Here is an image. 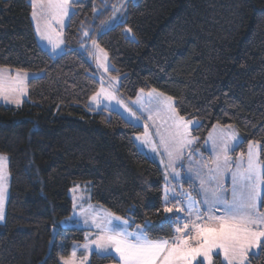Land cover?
<instances>
[{"label": "trees", "instance_id": "16d2710c", "mask_svg": "<svg viewBox=\"0 0 264 264\" xmlns=\"http://www.w3.org/2000/svg\"><path fill=\"white\" fill-rule=\"evenodd\" d=\"M122 2H72L65 52L52 55L39 44L31 0H0V67L32 74L21 105L0 104V152L11 175L0 264H60L85 241V229L61 224L80 183L150 238L173 235L163 171L135 142L144 127L89 106L101 86L95 47L106 51L123 99L151 90L172 97L180 116L198 120L192 135L203 150L216 125L234 126L243 137L235 153L257 142L264 165V0H130L124 21L106 29ZM248 261L264 264V242ZM117 263L95 252L90 260ZM214 264L225 263L218 255Z\"/></svg>", "mask_w": 264, "mask_h": 264}, {"label": "snow or ice", "instance_id": "6c2138e0", "mask_svg": "<svg viewBox=\"0 0 264 264\" xmlns=\"http://www.w3.org/2000/svg\"><path fill=\"white\" fill-rule=\"evenodd\" d=\"M76 2L79 3L80 0ZM40 4L41 16L62 22L63 18L69 15L72 0H40ZM36 15L34 11L33 16ZM37 31L40 29L38 28ZM40 35L51 45L52 55H59L62 51L60 48L62 41L54 42L47 30L40 32ZM17 83L19 81H11L0 73V96L7 99L6 92L22 91L15 87ZM101 93L105 96L110 95L104 89H101ZM101 93L92 97L97 104L100 103L97 96ZM160 95L163 96V94ZM164 99L163 110L169 113L168 119L171 124L166 129V134L160 135L159 143L164 147L169 157V167H171L175 160L179 159L185 147L193 142L189 138V125L192 121H186L179 115L172 104V97ZM14 102L20 101L17 99ZM196 126L199 127L198 124ZM145 129L143 144L150 145L151 150L155 152L153 142L147 138V125ZM232 140L235 141L236 137L232 136ZM227 150V144L222 143L223 160L221 161V156L218 155L214 161L215 168L209 169L207 180L200 179L204 196L199 203L205 205L207 213L213 214L205 216L197 206L198 202L190 197L183 208L176 204L172 207L167 206L171 201L168 199L169 189L166 183L164 212L173 213L175 208V215L166 218L170 225H173V235L170 240L151 239L144 227L136 224L131 217L125 219L115 213H106L99 219L92 217V224L98 230L95 239L86 240L79 247L85 252L94 251L97 255L105 257L112 256L113 253L118 254V264H194L198 257H203L199 264H204V260L211 264L214 249L223 251L226 264H245L248 250L253 246L260 247L261 241L264 240V212H261L258 206L261 196L260 186L264 184V165L261 164L254 146L250 144L246 163L236 164V171L231 172L232 190L231 200H229L223 186V179L231 170ZM173 178L175 179V175ZM206 184L209 186L205 187ZM4 193V175L0 170V220L4 219ZM172 199L175 200L176 197L173 196ZM220 208H222L221 214H214ZM181 212L187 215L181 216ZM70 222L75 223L74 219ZM84 223L88 224V220L85 219ZM132 227L135 231L129 230ZM93 245L95 248L92 247ZM76 251L77 247L74 246L71 258L60 257L61 264H76L74 259ZM83 260L86 261L87 256H84Z\"/></svg>", "mask_w": 264, "mask_h": 264}, {"label": "rangeland", "instance_id": "374dc122", "mask_svg": "<svg viewBox=\"0 0 264 264\" xmlns=\"http://www.w3.org/2000/svg\"><path fill=\"white\" fill-rule=\"evenodd\" d=\"M73 1L76 0H72V2ZM129 1L130 0H123L122 4L115 10V13L111 18V20L109 21V23H107V25L105 26L106 29H109L114 25L118 24L119 22L124 21L125 11H123V9ZM133 1H137V0H133ZM40 8H41L40 0L35 1L34 11L37 13V15L34 17V21L36 25L37 36L40 42L46 46L49 43L47 40L41 38L40 32L47 30V32L51 35L54 42L62 41V43H60V48L62 49L60 54H62L63 52H65V44L63 42L62 34L56 32L57 29L55 22L57 20L49 19L48 17L41 16ZM71 12H72V8L70 7L69 14H71ZM38 28L40 29V31H37ZM128 30L129 29L127 28L126 29L127 35L130 37H134L132 31H128ZM93 59L95 60V63L98 67L99 79L101 81V86L97 93H101V89H104L105 92L109 93L110 95L105 96L104 93H101L99 96H97V100L100 102L99 104H97L91 98L89 101V106L92 108L107 107L112 110H116L120 112L130 122L143 126L145 131H146L145 125H147V134H148L147 138L153 142L156 151L153 152L151 150L150 145L143 144V141L145 139V131L143 134H139L135 136V142L138 148L142 152L147 154L152 160L156 161L160 165L164 175L163 191L166 183L169 189L168 199L169 201H171V203H169L167 206L172 207L173 204H176L178 207L183 208L185 206V202L190 197L192 200L198 202L197 206L199 207L200 211L204 213L205 216L213 214V213H207L205 211V205L203 203H199L204 196V189H202L201 187L200 179L203 178L207 180L209 175V169L215 168L214 161L216 160V157L218 155L221 156V161L223 160L222 143L227 144L228 146L227 155L231 162L230 164L231 170L229 173L225 175L223 179V186L228 193L227 198L229 200H231V190H232L231 172L236 171V167H235L236 164L246 163L247 153L250 144L254 146V149L262 164L261 146L257 142H250L246 148L245 153L243 152L235 153V150L242 143L243 137L234 126L216 125L210 132L207 141L204 144V150L207 151V153H205L203 149L196 147L197 139L194 138L192 135V128L198 124V120L194 119L191 120L192 124L189 125V132H190L189 138L192 139L193 142L185 147L179 159H176L175 162L172 164V166L169 167V163H170L169 157L167 156L164 147L159 143L160 135L166 134V129H168L169 125L171 124V121L168 119L169 113L163 110V105L165 103L164 98L169 96L159 91L151 90L148 92L139 93L137 98L133 100H125L118 93L120 78L110 73V69L113 68V65L111 64L106 51H104L100 47H95V54ZM0 68L5 70L7 69L10 70L9 68H2V67ZM14 72L19 73L18 74L19 77L16 79V81H19V83H17L15 86L18 89H22V91L6 92L5 95H7L8 98L5 99L4 96H0V103L1 101L5 102L4 100H8V99L10 100L18 99L20 101L19 103H10V104L14 106L15 105L19 106L28 97V81L32 77V74L29 72L16 71V70ZM33 75L35 74L33 73ZM160 94H163V96H161ZM172 104L175 107L174 100H172ZM148 117H152V119H148ZM184 119L186 121L188 120L186 118ZM232 136L236 137L235 141L232 140ZM237 141H239V143H237ZM142 144L143 146H141ZM242 153L244 154L243 156L241 155ZM0 158H3L0 159V170H2L4 175V188H5V193H4L5 198L3 203L4 219L0 220V224H3L6 218V208L10 196L11 175L9 171V156L5 153L0 152ZM174 175H175V179L173 178ZM208 186L209 185L207 184L205 185V187ZM212 186H214V184ZM263 191H264V184H261L260 186L261 196L258 205L260 211H261L260 207H261ZM70 196L73 201V211L69 217L61 221V224L67 227H80L86 230L85 241L83 243H75L73 245V247L74 246L77 247L76 256L74 259L76 261V264H81L82 261L83 264H90L91 256L94 253V251L85 252L79 246L83 245L86 242V240L95 239L98 230L96 229L95 225L92 224V217L95 216L97 219H99L104 217L106 213H112V212L92 201L90 183L76 184L70 189ZM173 196L176 197L175 200L172 199ZM164 201H165V194H164ZM221 212H222V208L217 209V211L214 214L219 215L221 214ZM167 214L175 215V208L173 210V213H167ZM180 215L186 216L187 214L181 212ZM73 219L75 223L70 222ZM85 219L88 220V224L84 223ZM125 219H129V218H125ZM129 230L135 231V228L132 227ZM162 239H168V238H162ZM261 243H263V241H261ZM73 247H72V251H73ZM92 247L95 248L94 245ZM259 250L260 247H256V246H253L251 249H249L245 264H249L248 255L251 253H257ZM113 255L118 259V254L113 253ZM218 255L221 256L223 262L226 264V261L224 260L223 251L220 249L213 250L211 264H214L215 256ZM84 256H87L86 261L83 260ZM64 258H71V254L70 256ZM201 260H203V257H198L197 261H194V264H199ZM204 264H208V261L204 260Z\"/></svg>", "mask_w": 264, "mask_h": 264}, {"label": "crops", "instance_id": "0c3cea01", "mask_svg": "<svg viewBox=\"0 0 264 264\" xmlns=\"http://www.w3.org/2000/svg\"><path fill=\"white\" fill-rule=\"evenodd\" d=\"M35 1H39V0H32L31 2H32V4H33V12H34V4H35ZM74 2V1H73ZM71 8H72V6H71ZM72 13V12H71ZM70 16H71V14H69V16H67V17H64L63 18V21L62 22H60L59 20H57L56 22H55V25H56V29H57V31L56 32H58V33H61L62 34V37H63V31H64V28L66 27V25H67V23H68V20H69V18H70ZM32 19H33V24H34V28H35V32H36V25H35V21H34V16H33V14H32ZM53 30V29H52ZM36 35H37V32H36ZM37 38H38V36H37ZM38 41H39V44L43 47V48H45V49H47V50H49V51H51V49H50V47H51V45L50 44H47L46 46L45 45H43L41 42H40V40H39V38H38ZM64 42V41H63ZM8 70V69H7ZM5 70V69H1L0 68V73H3L4 75H5V77L6 78H10L11 79V81H16V79L19 77V73H16V72H14V71H10V70ZM16 87V86H15ZM15 100H17V99H14V100H10V99H8V100H4L5 102H2L1 101V103L3 104H7V105H12V104H10V103H15L14 101ZM24 102V101H23ZM0 103V104H1ZM14 106V105H13ZM15 106H17V105H15ZM263 242H264V240H262ZM262 244V243H261Z\"/></svg>", "mask_w": 264, "mask_h": 264}]
</instances>
